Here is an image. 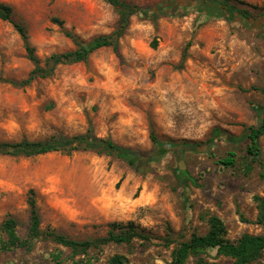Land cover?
<instances>
[{"label":"rangeland","instance_id":"374dc122","mask_svg":"<svg viewBox=\"0 0 264 264\" xmlns=\"http://www.w3.org/2000/svg\"><path fill=\"white\" fill-rule=\"evenodd\" d=\"M125 1L148 13L165 0ZM240 1L253 14H264L263 0ZM0 3L11 8L10 21L0 19V143L89 129L147 152L153 147L150 132L166 145L204 143L214 127L238 137L259 112L264 117V26L228 24L192 10L154 20L133 15L117 52L102 47L86 61L58 64L47 77L14 86L10 81L26 79L33 65L13 23L24 27L43 65L49 56L75 49L65 32L89 41L113 32L118 16L104 0ZM246 145L218 139L205 152L183 147L140 170L93 151L28 157L0 152V264H105L114 254L127 264H166L179 242L206 233L209 215L222 220L230 241L243 233L264 234L253 200L264 195V134L257 156L248 155ZM229 152L233 166L220 164ZM30 198L42 231L84 241L105 237L113 222L132 221L148 239L106 243L80 254L39 236L31 248L9 249L1 224L14 218L15 234L25 239ZM203 256L232 263L215 249ZM185 264L195 261L189 257ZM251 264H264V252Z\"/></svg>","mask_w":264,"mask_h":264},{"label":"trees","instance_id":"16d2710c","mask_svg":"<svg viewBox=\"0 0 264 264\" xmlns=\"http://www.w3.org/2000/svg\"><path fill=\"white\" fill-rule=\"evenodd\" d=\"M104 1L114 8L118 16L117 25L113 32L108 35L94 37L89 41H82L78 35L65 32V35L74 44L75 49L61 54H53L44 60L43 65L29 44L24 27L18 23H13L14 28L22 39L24 49L33 65V69L29 72L26 79L10 81V83L14 86H26L36 78L47 77L58 64L86 61L92 52L102 47H111L114 52H117L118 40L126 30L130 17L133 15L142 14L154 20L160 16H184L192 10L196 11L200 17L206 19L222 18L228 24H240L247 28L264 26V16H262L264 14L258 16L253 14L247 8L241 6L243 2L240 0H165L149 10L148 13V9L125 0ZM10 14L11 8L6 4L0 3V19L10 21ZM184 58L185 54H183L181 60L183 61ZM262 90L264 91V88ZM262 134H264V117L259 112L256 122L245 127L242 134L238 137L230 136L228 132L214 127L209 132L204 143H171L167 144V146L158 141L150 132L153 147L147 152L118 145L108 138L97 137L89 129L82 134L52 136L43 141L22 139L12 144L0 143V152L8 155L28 157L55 151L67 154L74 151H93L97 154L113 155L124 161L128 166L140 170L142 166L158 160L168 151L177 154L183 147H190L195 151L205 152L218 139L229 140L232 143L246 140V153L255 157L259 154V137ZM234 161V153L229 152L219 163L224 166H233ZM253 200L257 209L255 222L264 227V195H254ZM28 204L30 206V225L25 239L21 240L15 234L16 221L14 218L8 217L1 224V228L7 235L5 245L9 249L17 247L31 248L39 236H43L61 246L68 247L72 250V253L80 254L87 253V250L91 247L99 248L100 245L106 243L129 244L136 238L141 240L148 239V235L138 229L132 221L126 223L113 222L105 237L84 241L70 239L51 230L42 231L39 228L40 219L33 198L28 200ZM207 224L208 229L205 234L192 233L188 240L179 242L172 250L170 260L166 264H185L189 257L194 259L195 264H219L205 260L203 255L209 249H215L217 254L231 258V264H251L261 259L264 252V234L243 233L235 241H230L226 238V227L219 217L209 215ZM53 258L57 260L58 255L53 254ZM73 264H82V260H75ZM105 264H127V261L123 255L114 254Z\"/></svg>","mask_w":264,"mask_h":264}]
</instances>
